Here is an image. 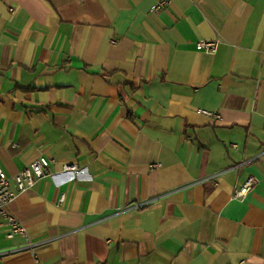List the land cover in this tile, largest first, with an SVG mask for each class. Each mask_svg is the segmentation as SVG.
Here are the masks:
<instances>
[{
    "label": "crops",
    "instance_id": "0c3cea01",
    "mask_svg": "<svg viewBox=\"0 0 264 264\" xmlns=\"http://www.w3.org/2000/svg\"><path fill=\"white\" fill-rule=\"evenodd\" d=\"M156 1L0 0V264H264V0Z\"/></svg>",
    "mask_w": 264,
    "mask_h": 264
},
{
    "label": "built area",
    "instance_id": "2783aa9c",
    "mask_svg": "<svg viewBox=\"0 0 264 264\" xmlns=\"http://www.w3.org/2000/svg\"><path fill=\"white\" fill-rule=\"evenodd\" d=\"M169 0H157L152 6L153 11H159L164 9L168 5ZM12 10V9H10ZM217 41L215 40H200L195 44L196 50L205 51L208 53H213L216 49ZM204 114L208 116H214L212 113L203 111ZM234 146V145H233ZM264 153L262 150L260 153L244 159L241 164L247 163L249 161L258 158L261 154ZM240 164V165H241ZM50 166V159L44 156H38L37 158L30 161L26 166L20 169L14 176L13 182L16 191H24L30 188L36 179L42 178L46 175ZM239 166V165H238ZM62 171H75V164H63L61 166ZM257 182L254 178H248L245 180L239 187L235 188L233 191V197L242 199L247 192L252 188V186ZM14 192L10 189L9 179L0 166V219H4L7 223L8 230L5 234L6 238H11L14 235H26L25 227L7 211V204L13 199ZM63 195L61 194L59 200H62ZM149 201H141L134 204V207H142L147 204ZM35 244V243H34ZM34 244L28 243L25 247H31ZM25 247H18L14 250L22 249ZM12 250V251H14Z\"/></svg>",
    "mask_w": 264,
    "mask_h": 264
}]
</instances>
